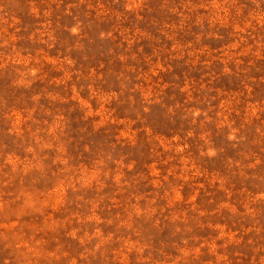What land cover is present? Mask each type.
Here are the masks:
<instances>
[{"label": "rangeland", "instance_id": "1", "mask_svg": "<svg viewBox=\"0 0 264 264\" xmlns=\"http://www.w3.org/2000/svg\"><path fill=\"white\" fill-rule=\"evenodd\" d=\"M0 264H264V0H0Z\"/></svg>", "mask_w": 264, "mask_h": 264}]
</instances>
